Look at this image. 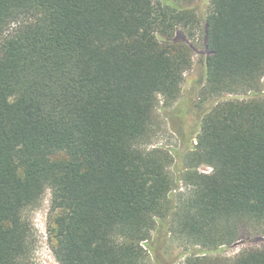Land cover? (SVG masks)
<instances>
[{
	"label": "trees",
	"instance_id": "16d2710c",
	"mask_svg": "<svg viewBox=\"0 0 264 264\" xmlns=\"http://www.w3.org/2000/svg\"><path fill=\"white\" fill-rule=\"evenodd\" d=\"M183 1L0 0V264H39L30 214L47 189L59 264H149L158 219L207 251L264 235V0H210L202 17ZM193 30L201 99L234 98L202 115L171 198L173 158L146 145ZM231 264H264V247Z\"/></svg>",
	"mask_w": 264,
	"mask_h": 264
},
{
	"label": "rangeland",
	"instance_id": "374dc122",
	"mask_svg": "<svg viewBox=\"0 0 264 264\" xmlns=\"http://www.w3.org/2000/svg\"><path fill=\"white\" fill-rule=\"evenodd\" d=\"M210 0H184L183 5L193 7L200 17L208 8ZM191 32V31H189ZM191 37L194 45L192 53V66L184 73V80L181 86L180 96L169 107H158L160 129L147 148L161 147L169 152L173 161L170 170L176 177L177 182L170 197L174 198L181 183V173L184 169V154L196 143L195 132L199 130L202 115L217 101L234 98L232 95H225L217 99H201V91L205 84V54L201 48L200 30H193ZM264 98V88L259 93ZM249 96H246V98ZM201 172H210V167L201 165ZM51 190L47 189L40 204L31 212L30 218L35 240L33 259L39 264H59L54 258L51 250V239L53 235V219L55 212L50 210ZM169 220L158 219L151 233L148 242L150 255L149 264H183L187 256L206 255L220 262L231 264L234 258L244 249L264 247V235L261 233L252 234L236 243L228 246H221L216 250L207 251L205 248L185 243L170 232Z\"/></svg>",
	"mask_w": 264,
	"mask_h": 264
},
{
	"label": "built area",
	"instance_id": "2783aa9c",
	"mask_svg": "<svg viewBox=\"0 0 264 264\" xmlns=\"http://www.w3.org/2000/svg\"><path fill=\"white\" fill-rule=\"evenodd\" d=\"M179 189H183V185L181 183L179 185Z\"/></svg>",
	"mask_w": 264,
	"mask_h": 264
}]
</instances>
